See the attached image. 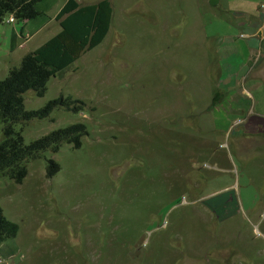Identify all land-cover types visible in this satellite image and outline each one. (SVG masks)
<instances>
[{
    "label": "rangeland",
    "instance_id": "obj_1",
    "mask_svg": "<svg viewBox=\"0 0 264 264\" xmlns=\"http://www.w3.org/2000/svg\"><path fill=\"white\" fill-rule=\"evenodd\" d=\"M110 1L101 44L42 97L23 95L28 111L59 96L85 105L17 125L25 144L74 123L88 135L28 162L20 184L0 175L18 226L0 260L264 264V0L244 12L241 0ZM54 9L30 21V38L0 22V80L59 31L36 32Z\"/></svg>",
    "mask_w": 264,
    "mask_h": 264
},
{
    "label": "trees",
    "instance_id": "obj_2",
    "mask_svg": "<svg viewBox=\"0 0 264 264\" xmlns=\"http://www.w3.org/2000/svg\"><path fill=\"white\" fill-rule=\"evenodd\" d=\"M44 0H0V22L10 16L22 23L35 19L41 13L37 5ZM112 6L108 0L93 5L81 6L76 0H67L55 16L60 31L35 50L26 53L18 67L9 69L0 80V175L20 184L27 175L28 162L43 152L56 153L62 145L81 147L82 138L88 135L83 123L70 124L47 133L25 144L17 125L31 120L48 118L59 108L80 112L84 103L71 97L59 96L49 100L42 108L28 111L24 107L23 95L32 91L42 97L50 78L67 70L84 53L101 44L105 39L112 17ZM60 167L52 159L47 160L45 175L53 177ZM18 226L7 220L0 207V245L17 235Z\"/></svg>",
    "mask_w": 264,
    "mask_h": 264
},
{
    "label": "crops",
    "instance_id": "obj_3",
    "mask_svg": "<svg viewBox=\"0 0 264 264\" xmlns=\"http://www.w3.org/2000/svg\"><path fill=\"white\" fill-rule=\"evenodd\" d=\"M56 1H60L59 3H57ZM67 0H44V1H42V2H40L38 5H41V4H43V9H40V8H37L38 10H39V12L41 13L39 16H41V15H43V14H46L47 12H49V10H50V6H54V11H53V14L51 15V18H49L48 19V22H46V23H44L43 25H41V27H39L37 30H36V32H39L40 30H43V29H45V28H47V27H49V25L52 23V21H54V23H55V25H58V27H59V24H58V22L57 21H55V16L57 15V13L59 12V10L62 8V6L65 4V2H66ZM77 1V3L79 4V5H81V6H84V5H93V4H96L97 2H99V1H101V0H76ZM110 3H111V1L110 0H108ZM220 0H218V2H219ZM229 1V0H228ZM241 1H243L242 2V4L240 5V7L242 8V10L243 11H241V12H244V11H247L248 9H249V6H251L252 8H253V6L254 7H257V4H258V0H241ZM46 3H49L47 6H48V8H47V6H46ZM51 3H55L54 5H51ZM37 5V6H38ZM111 6H112V4H111ZM38 16V17H39ZM37 18V17H36ZM35 18V19H36ZM34 19V20H35ZM33 20V19H32ZM32 20H28V21H25V22H22V23H18V22H16L17 23V29H18V31H19V34L20 35H22L23 37L24 36H27L28 38H30L31 36H34V35H30L29 33H27V31H25V29H26V27H27V25L30 23V21H32ZM257 30L258 29H256V32H257ZM59 31H60V27H59ZM58 31V32H59ZM57 32V33H58ZM36 34V33H35ZM55 34V33H54ZM52 36H54V35H51V37ZM51 37H49V38H51ZM25 38V37H24ZM48 38V39H49ZM48 39H46L45 41H47ZM44 41V42H45ZM43 42V43H44ZM43 43H40V45H42ZM39 45V46H40ZM38 46V47H39ZM23 48H24V46H22ZM36 49V48H35ZM34 49V50H35ZM31 52V51H30Z\"/></svg>",
    "mask_w": 264,
    "mask_h": 264
},
{
    "label": "built area",
    "instance_id": "obj_4",
    "mask_svg": "<svg viewBox=\"0 0 264 264\" xmlns=\"http://www.w3.org/2000/svg\"><path fill=\"white\" fill-rule=\"evenodd\" d=\"M6 22L11 24V23H15L16 21L13 19L12 16H10L7 18ZM0 264H4V262L2 260H0Z\"/></svg>",
    "mask_w": 264,
    "mask_h": 264
},
{
    "label": "water",
    "instance_id": "obj_5",
    "mask_svg": "<svg viewBox=\"0 0 264 264\" xmlns=\"http://www.w3.org/2000/svg\"><path fill=\"white\" fill-rule=\"evenodd\" d=\"M216 4V2H214V0H210V5L214 6Z\"/></svg>",
    "mask_w": 264,
    "mask_h": 264
}]
</instances>
